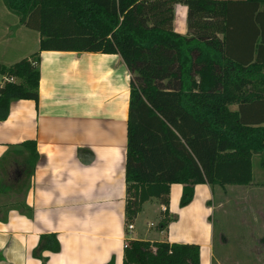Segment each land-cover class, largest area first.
<instances>
[{"label":"trees","instance_id":"1","mask_svg":"<svg viewBox=\"0 0 264 264\" xmlns=\"http://www.w3.org/2000/svg\"><path fill=\"white\" fill-rule=\"evenodd\" d=\"M187 6V32L173 28L174 7ZM18 22L39 33V48L0 61V120L14 99L37 100L42 50L117 52L131 72L125 154V222L151 197L180 204L194 185L245 184L251 156L264 151V0H4ZM12 78V79H11ZM230 103L237 104L231 110ZM27 153V154H26ZM15 156H14V155ZM27 139L10 145L21 176L37 160ZM0 183V191L25 188ZM8 208L30 213L23 199ZM168 218L159 221L161 228ZM43 244L57 251L54 234ZM44 247V248H45ZM41 264L46 263V257ZM122 264H199V245L132 239Z\"/></svg>","mask_w":264,"mask_h":264},{"label":"crops","instance_id":"2","mask_svg":"<svg viewBox=\"0 0 264 264\" xmlns=\"http://www.w3.org/2000/svg\"><path fill=\"white\" fill-rule=\"evenodd\" d=\"M17 20L0 0V61L6 64L39 48V33ZM173 28L187 32L184 3L174 7ZM38 68L37 100H12L0 120V157L10 145L27 139L35 141L38 153L24 177L14 154L0 160V183L9 185L6 170L15 166L26 185L21 191H0V264H41L38 254L47 264H122L132 239L196 243L199 264H264V159L257 175L253 168L254 158H263L264 151L251 156L250 182L196 183L184 205L182 183L173 182L168 203L147 199L128 229L125 154L131 72L119 53L101 51L42 50ZM229 108L238 107L232 103ZM209 190L218 207L230 197L252 209V215L238 222L251 223L253 229L236 230L231 249L224 233L216 247V206H209ZM6 194L17 196L2 200ZM18 199L30 207L29 214L8 208ZM164 217L168 222L161 228ZM42 234H54L60 248H46Z\"/></svg>","mask_w":264,"mask_h":264},{"label":"rangeland","instance_id":"3","mask_svg":"<svg viewBox=\"0 0 264 264\" xmlns=\"http://www.w3.org/2000/svg\"><path fill=\"white\" fill-rule=\"evenodd\" d=\"M2 4H3V0ZM18 22V20L16 21V23ZM232 104V103H230ZM229 104V105H230ZM261 159L260 156H256L254 158V172L255 175H257L261 170H262V163H261ZM262 175H264V171L261 172ZM24 179H18V172L16 171V167L14 166V168H8L6 170V174H5V181L7 184L9 185H19L23 182ZM249 192V191H248ZM209 206L213 205H217L218 204V198L214 199V195H211V192L209 190ZM250 194V192H249ZM17 196V195H16ZM15 194H6V195H2V200H10L13 197H16ZM229 198V201L226 202L223 206H216L213 214H212V219L214 222V227H215V236H216V247L217 246H221L222 244H220V235L227 234V236L229 237L228 239V243L225 244L227 245L228 249H231V242H233V239L231 237L234 236V233L236 230L240 231H246V230H252L253 227L251 225V223H241L238 222V219L241 218L244 215H252V209L249 207H246L245 204H243V206L240 207V205H238V203L240 202H235V200H233V198Z\"/></svg>","mask_w":264,"mask_h":264},{"label":"built area","instance_id":"4","mask_svg":"<svg viewBox=\"0 0 264 264\" xmlns=\"http://www.w3.org/2000/svg\"><path fill=\"white\" fill-rule=\"evenodd\" d=\"M4 79H6V78L2 76L1 81H0V84L3 82ZM11 79H12V78H11ZM164 208H165V207L162 206V209H163V210H164ZM132 227H133V223H132V222H130V223L127 224V228H128V229H131ZM126 245H128V243H126Z\"/></svg>","mask_w":264,"mask_h":264},{"label":"water","instance_id":"5","mask_svg":"<svg viewBox=\"0 0 264 264\" xmlns=\"http://www.w3.org/2000/svg\"><path fill=\"white\" fill-rule=\"evenodd\" d=\"M86 162V161H85Z\"/></svg>","mask_w":264,"mask_h":264}]
</instances>
